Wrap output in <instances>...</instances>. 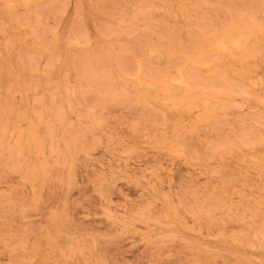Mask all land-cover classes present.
<instances>
[{"label":"rangeland","instance_id":"1","mask_svg":"<svg viewBox=\"0 0 264 264\" xmlns=\"http://www.w3.org/2000/svg\"><path fill=\"white\" fill-rule=\"evenodd\" d=\"M0 264H264V0H0Z\"/></svg>","mask_w":264,"mask_h":264}]
</instances>
